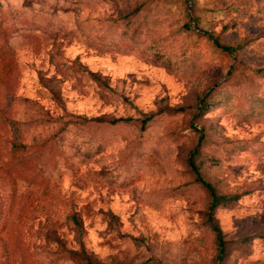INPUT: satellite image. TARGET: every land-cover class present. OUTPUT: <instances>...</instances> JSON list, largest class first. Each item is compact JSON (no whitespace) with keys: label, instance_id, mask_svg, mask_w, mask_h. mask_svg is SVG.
I'll return each instance as SVG.
<instances>
[{"label":"rangeland","instance_id":"rangeland-1","mask_svg":"<svg viewBox=\"0 0 264 264\" xmlns=\"http://www.w3.org/2000/svg\"><path fill=\"white\" fill-rule=\"evenodd\" d=\"M0 31V264H264V0H0Z\"/></svg>","mask_w":264,"mask_h":264},{"label":"trees","instance_id":"trees-1","mask_svg":"<svg viewBox=\"0 0 264 264\" xmlns=\"http://www.w3.org/2000/svg\"><path fill=\"white\" fill-rule=\"evenodd\" d=\"M186 28H189V27L186 25ZM3 37L4 35L0 31V42ZM209 38L211 39V42L213 43L214 46H216L217 48H219L220 50L224 52H234L237 49V48H232L229 46L221 45L215 38H212V37H209ZM3 54L5 55L4 58L0 56V86L8 81L11 75V69L13 67L11 66L12 59L9 56V54L6 52H4ZM199 103H200V106H199L200 108L206 107V103H204L203 99L199 100ZM150 118L151 117H145L141 121V129H144L145 124L150 120ZM120 122L128 123V122H131V119L129 118L114 119L110 121L111 124H118ZM203 140H204V133L202 130H199V137H198L197 143L188 153V156L186 159V165L188 169L190 170V172L193 174L194 180L198 184H200L208 193L209 204L207 208L206 221L209 227L211 228L212 232L214 233V238H215L216 246H217V261L221 263L225 255V242L223 239L222 232L217 222L215 221L214 213L216 209L230 202L235 201L237 197L236 196L228 197V196L218 194L215 186L203 178L201 171H200V166L197 164L199 156H200V147H201V143L203 142ZM23 150H24V147L22 145L14 144L13 149H12V154L19 155L23 152Z\"/></svg>","mask_w":264,"mask_h":264}]
</instances>
